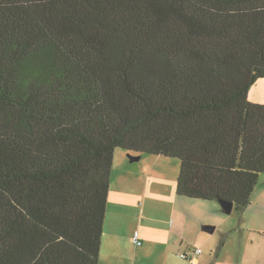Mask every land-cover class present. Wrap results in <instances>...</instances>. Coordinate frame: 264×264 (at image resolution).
I'll list each match as a JSON object with an SVG mask.
<instances>
[{"label":"trees","instance_id":"obj_1","mask_svg":"<svg viewBox=\"0 0 264 264\" xmlns=\"http://www.w3.org/2000/svg\"><path fill=\"white\" fill-rule=\"evenodd\" d=\"M260 78L264 0H0V264H99L120 147L245 208Z\"/></svg>","mask_w":264,"mask_h":264},{"label":"crops","instance_id":"obj_2","mask_svg":"<svg viewBox=\"0 0 264 264\" xmlns=\"http://www.w3.org/2000/svg\"><path fill=\"white\" fill-rule=\"evenodd\" d=\"M249 98L259 101L252 89ZM129 159L124 151L115 150L99 264H137L127 256L136 230L143 244L134 245L143 254L163 258V264H264V177L251 202L243 209L234 208L228 217L217 200L177 195L179 162L159 154L142 155L144 162L139 164L132 162L140 159ZM199 208L211 209L213 215L200 219L195 213ZM205 226L214 230L206 231ZM197 227L203 241H210L209 233L216 232L205 256L202 247H192L189 241Z\"/></svg>","mask_w":264,"mask_h":264},{"label":"rangeland","instance_id":"obj_3","mask_svg":"<svg viewBox=\"0 0 264 264\" xmlns=\"http://www.w3.org/2000/svg\"><path fill=\"white\" fill-rule=\"evenodd\" d=\"M252 89L253 93H254V97L256 98V100H259V101H252V102H256V103H264V78H260L257 80V82L255 83L254 86H252V88H250V90ZM251 100V99H250ZM119 150H122L124 151L126 154H128V156L131 154V155H137V154H134V153H129L127 150H125L124 148H119ZM138 155H143L144 157L146 156H150V154H138ZM164 156V155H163ZM167 157V156H166ZM130 158V157H129ZM170 159H173L175 162H179L178 164H180V159L178 158H174V157H169ZM131 161V158L129 159ZM141 160V158H140ZM143 160L141 161H138V162H132L134 164H139L141 163ZM144 162V161H143ZM262 177H264V174L262 175ZM218 201V200H217ZM216 202V201H215ZM211 209H197L195 210V213L197 214V216L200 218V219H205L206 215L207 216H211L213 215L212 212L210 211ZM234 213V212H233ZM233 213H230L228 214V217H231L233 215ZM152 217L154 219H156V212L153 211L152 213ZM198 221V219H197ZM138 221H135V223H137ZM193 230V236H191V239L189 240L191 242V246L192 247H202L203 251L205 254H203L204 256L206 254H208L210 252V249L213 247L212 246V241L214 240V238L216 237V232L215 233H209L210 236V241H207V240H204L203 239H200L198 236H197V233L198 231H200L197 227L196 230H194V228L192 229ZM218 232V231H217ZM127 256L135 263L137 264H163V258L157 256L156 254H143L142 253V249L141 247H136L134 244H133V247L129 246L128 248V254Z\"/></svg>","mask_w":264,"mask_h":264},{"label":"water","instance_id":"obj_4","mask_svg":"<svg viewBox=\"0 0 264 264\" xmlns=\"http://www.w3.org/2000/svg\"><path fill=\"white\" fill-rule=\"evenodd\" d=\"M129 157L131 158L132 161H135V160H139L141 158V155H129ZM220 204L222 205L223 207V211L225 213H231L232 210H234L235 208V205H234V202L233 201H230V200H220L219 201ZM204 230L206 231H209V232H212L214 230V227L212 226H205L204 227Z\"/></svg>","mask_w":264,"mask_h":264},{"label":"built area","instance_id":"obj_5","mask_svg":"<svg viewBox=\"0 0 264 264\" xmlns=\"http://www.w3.org/2000/svg\"><path fill=\"white\" fill-rule=\"evenodd\" d=\"M134 244L136 245H142L143 241L141 240V236L138 230L135 231L134 233V238L132 239ZM198 251H201V248L198 249ZM181 256L186 257L187 254H182Z\"/></svg>","mask_w":264,"mask_h":264}]
</instances>
